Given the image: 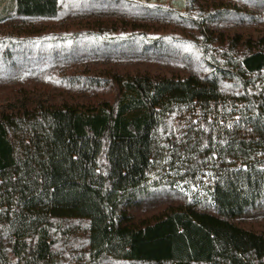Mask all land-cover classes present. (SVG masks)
<instances>
[{"label":"trees","instance_id":"trees-1","mask_svg":"<svg viewBox=\"0 0 264 264\" xmlns=\"http://www.w3.org/2000/svg\"><path fill=\"white\" fill-rule=\"evenodd\" d=\"M153 2L0 0V264H264V0Z\"/></svg>","mask_w":264,"mask_h":264},{"label":"rangeland","instance_id":"rangeland-1","mask_svg":"<svg viewBox=\"0 0 264 264\" xmlns=\"http://www.w3.org/2000/svg\"><path fill=\"white\" fill-rule=\"evenodd\" d=\"M145 1V0H142ZM153 3L156 4H164L167 6H170L172 8H181L182 2L181 0H152ZM231 31H234L236 33L248 36V37H259L264 36V11L258 15V20L245 25H237L231 29ZM233 35H238L235 33H231ZM50 69L49 67L43 66L40 71V77L39 79L42 80L48 73ZM46 79V78H45ZM45 81V80H44ZM46 85H49L47 83ZM1 88V87H0ZM4 88V87H3ZM10 95V96H9ZM8 97V98H6ZM13 96L9 92H4L3 90H0V108L6 107L8 104L15 103L14 99H12ZM171 204L170 202V196L165 194L164 196H153L146 204H144L141 208L137 210L139 214H144V216L147 215H153L156 213H159L163 211L167 206ZM142 216V215H140ZM242 227L251 229L255 232H264V215L257 216V217H246L242 220H238L237 222Z\"/></svg>","mask_w":264,"mask_h":264}]
</instances>
